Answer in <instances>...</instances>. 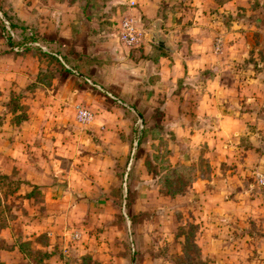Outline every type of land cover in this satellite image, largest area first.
<instances>
[{
	"label": "crops",
	"instance_id": "crops-1",
	"mask_svg": "<svg viewBox=\"0 0 264 264\" xmlns=\"http://www.w3.org/2000/svg\"><path fill=\"white\" fill-rule=\"evenodd\" d=\"M131 2L136 3L134 7ZM0 9L14 24L32 28L42 39L58 45L53 54L66 69L58 78L67 97L59 100L66 106L59 119L67 123L62 133L71 137L70 147L57 139L61 145L58 154L68 157L63 160L66 173L60 183L53 180L46 186L33 182L42 186L47 203L66 208V202H75L81 191L75 179L82 160L96 163L98 178H103L106 172L114 173L115 165L129 154L133 116L103 94L111 97L112 91L137 107L146 121H151L156 110L169 137L175 139L173 149L177 150L181 141L191 147L193 155L205 149L218 156L211 163L212 177L195 184L213 186L220 194L218 205L208 210L205 218L217 219L221 226L226 217L249 220L244 226L239 224L241 231L234 233L245 236L241 240L244 247L255 239L251 228L264 234V189L257 177L264 176V0H0ZM125 11L139 19L145 38H149L141 48L149 59L136 58L138 47L120 41L119 23ZM98 12L99 16L110 14L98 19ZM117 15L120 18L115 24L109 16L116 19ZM154 32L168 39L173 52L151 44ZM5 38L0 29V92L9 91L13 84L23 86L40 68L35 55L21 54ZM219 38L224 47L217 52L214 47ZM77 106L96 112L93 125L77 123ZM98 139L101 145L94 143ZM7 144L4 156L9 160L19 152V146L12 140ZM82 151H88L89 156L80 157ZM93 182L87 180L86 184L97 187ZM223 207L236 213L227 215ZM30 216L34 218V214ZM57 217L48 207L42 220L22 226L27 240L42 233L50 236L45 264L58 260L53 249L59 237L53 226ZM13 230H3L2 237L16 241ZM213 232L206 230L203 251L208 250Z\"/></svg>",
	"mask_w": 264,
	"mask_h": 264
},
{
	"label": "rangeland",
	"instance_id": "rangeland-1",
	"mask_svg": "<svg viewBox=\"0 0 264 264\" xmlns=\"http://www.w3.org/2000/svg\"><path fill=\"white\" fill-rule=\"evenodd\" d=\"M107 14L110 13L98 19L106 18ZM124 14L121 12V23L129 17L139 25L134 14ZM109 17L118 24L120 16L117 15L116 19ZM16 26L14 32L19 33V37L11 36L12 46L21 54L35 55L40 68L28 83L23 86L13 84L9 91L0 92V197L5 211L4 219L0 218V227L7 222L6 228H0V264H30L32 260L34 264H45L50 255L47 250L51 245L50 236L42 233L27 240L29 236L26 238L22 226L41 219L48 207L50 213L58 216L53 223L59 234L53 243L58 258L56 264H264V234H257V226L251 228V237L253 235L255 239L244 247L241 240L245 236L234 233L238 234L241 226L249 220L226 217L221 221L224 226H221L217 219L205 218V213L218 205L217 196L220 194L213 186L197 187L195 184L212 177L211 163L218 156L210 155L205 149L197 156L193 155L191 147L181 141L177 150L173 149L175 139L169 137L168 127L162 123L156 110L151 121H146L137 107L112 91L109 92L137 109L144 118L142 128L131 110L103 91L114 106H123L133 116L134 134L130 139L129 154L124 162L115 165L114 173L106 172L103 178H98L96 163L82 160L78 163V177L75 179L81 191L76 194L75 202H66V208L54 202L47 203L42 186L33 182L46 186L53 180L60 183L66 173L63 160L68 157L58 154L61 145L57 144L60 138L58 141H64L65 146L71 145V137L62 133L67 123L59 119L66 108L59 100L65 101L67 97L58 78L66 69L58 57L44 53L39 47H31L29 43L46 44L53 53L58 45L42 39L32 28ZM0 29L3 31L1 25ZM28 31L34 35L29 36ZM110 31L115 30L110 28ZM5 37L8 40L6 32ZM143 40L142 46L135 49L139 52L135 57L149 59L141 49L149 41L145 32ZM223 47L224 44L221 51ZM79 109L89 110L94 117L91 123L80 125H93L96 112L89 107L77 106L75 118ZM145 115L149 117L146 111ZM10 140L18 142L19 152L7 160L4 155L8 150L6 143ZM94 143L101 145L99 139ZM82 152L80 157L89 156L88 151ZM25 163L29 167H25ZM130 164L125 186L124 178ZM257 177L263 191L260 179L264 176ZM87 180L94 181L93 184L97 182V187L88 186ZM16 190L19 192L15 193ZM232 209L223 207L227 215L236 213ZM234 220L236 224L232 225ZM210 221L211 226H207ZM214 226H218V230ZM232 226L237 230L233 231ZM8 228L14 229L18 236L16 241H7L1 235ZM209 228L213 229L214 238H210L209 243L206 241L208 250L203 251L202 240Z\"/></svg>",
	"mask_w": 264,
	"mask_h": 264
},
{
	"label": "built area",
	"instance_id": "built-area-1",
	"mask_svg": "<svg viewBox=\"0 0 264 264\" xmlns=\"http://www.w3.org/2000/svg\"><path fill=\"white\" fill-rule=\"evenodd\" d=\"M135 2H131V6H135ZM12 37H19V33H15L14 31L9 32ZM26 35V34H25ZM29 36H33V32L28 31ZM144 37V32L138 25V23L133 19L126 17L124 20H122L121 26H120V41L124 43L126 46L130 48L137 47L142 44V40ZM222 40L219 38L216 41L215 48L217 52H220L222 49ZM29 46L33 47H39L44 53L47 54H53L51 48L43 43L36 42V43H29ZM76 119L79 124H88L91 123L94 119L93 114L86 109H79L76 113ZM260 184L264 186V178L260 179Z\"/></svg>",
	"mask_w": 264,
	"mask_h": 264
},
{
	"label": "water",
	"instance_id": "water-1",
	"mask_svg": "<svg viewBox=\"0 0 264 264\" xmlns=\"http://www.w3.org/2000/svg\"><path fill=\"white\" fill-rule=\"evenodd\" d=\"M0 19L3 22L7 31L12 32L10 21L8 20V18L6 17V15L3 13V11L1 9H0ZM151 44L153 46L161 49V50L166 51V52H173V50L167 45L168 39L164 38L159 32H154V34L151 37ZM13 49H15V48H13ZM111 97L114 98L119 104H121L124 107L131 110L138 117V120H139L142 128L145 126L144 125V118H143L142 114L137 109L133 108L129 104L123 102L122 100L116 98L113 95H111ZM130 169H131V164L129 165L127 172H126V175H125V178H124V185L125 186H127Z\"/></svg>",
	"mask_w": 264,
	"mask_h": 264
},
{
	"label": "trees",
	"instance_id": "trees-1",
	"mask_svg": "<svg viewBox=\"0 0 264 264\" xmlns=\"http://www.w3.org/2000/svg\"><path fill=\"white\" fill-rule=\"evenodd\" d=\"M9 21H10V24H11L12 31H15L16 28H17L16 24H14L10 19H9ZM0 25H1V27L3 28V31L6 32V33H8V41L12 44V42H11V35H10L9 31H7V29L5 28V26H4L3 22L1 21V19H0ZM47 56H49V55H47ZM50 56L57 57L55 54H50ZM0 185H1V180H0ZM18 192H19V191H17V190L15 191V193H18ZM0 209H1V212H0V218H1V219H4L5 211H4L3 208L1 207V197H0ZM4 227H5V228L7 227V222L4 223V225L1 226L0 228L3 229ZM20 250L23 251L21 248H20ZM23 252H24V251H23ZM24 253H25V252H24Z\"/></svg>",
	"mask_w": 264,
	"mask_h": 264
}]
</instances>
